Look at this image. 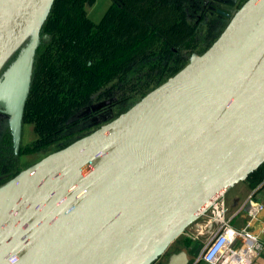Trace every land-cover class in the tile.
I'll return each mask as SVG.
<instances>
[{"label":"water","instance_id":"95a60500","mask_svg":"<svg viewBox=\"0 0 264 264\" xmlns=\"http://www.w3.org/2000/svg\"><path fill=\"white\" fill-rule=\"evenodd\" d=\"M53 1L0 0V71L21 48L1 86L16 148ZM213 9L231 20L203 54L1 191L0 264H191L186 250L158 260L264 162V0Z\"/></svg>","mask_w":264,"mask_h":264},{"label":"trees","instance_id":"16d2710c","mask_svg":"<svg viewBox=\"0 0 264 264\" xmlns=\"http://www.w3.org/2000/svg\"><path fill=\"white\" fill-rule=\"evenodd\" d=\"M93 1L54 0L41 28L48 36L38 47L25 106V117L42 136L40 147L77 136L94 119L100 121L95 112L106 102L94 101L102 96L109 102L120 99V64L145 66L154 60L158 67L136 76L128 96L143 97L180 70L181 54L172 49L175 36L170 32L182 18L184 23L188 19L185 0H115L99 21L87 13L86 4ZM182 45L198 47L189 38ZM4 143L7 151L14 150L10 136ZM262 166L253 185L263 177Z\"/></svg>","mask_w":264,"mask_h":264},{"label":"rangeland","instance_id":"374dc122","mask_svg":"<svg viewBox=\"0 0 264 264\" xmlns=\"http://www.w3.org/2000/svg\"><path fill=\"white\" fill-rule=\"evenodd\" d=\"M245 1L246 0H242L240 6H242V4ZM94 2H98V3H96L97 5L93 8L92 6L95 4ZM107 2L109 4V0H94L92 3H87L86 4L87 13L88 14L91 13L93 18L98 21V19L105 11L106 5L108 6ZM236 10L237 9H235L233 13H235ZM199 12L200 10H196L193 13H190V15L185 14L186 17L188 18L186 22L184 23L182 18L180 20V23L176 25L177 26L176 29L174 28L175 31L170 32L171 36H175V40L172 41V43H174L172 49L178 50L181 54V61L178 62V64H180L179 67L180 69H182L187 63H189L193 57L203 54L215 41L217 32L223 31L231 20V17L228 18L226 17L225 19L221 20L216 15H214V20L219 21L216 22V25L219 26L218 28L212 26L207 21H204V19L200 20V23H196V21H198L197 15ZM209 17L212 18V16L210 15ZM187 23H189L190 25ZM41 36H42L41 43H44L45 41L43 42L42 40L47 39L48 34L46 32L44 34L41 33ZM186 38H189L190 41L196 44L198 47L183 46L182 45L183 39ZM38 47L36 50V56L38 52ZM157 68L158 67L154 60H152L148 64H145V66L141 62H135V63L125 62L122 63V67L120 64V67H118V69H119V73L122 74V82H123V87L120 93L121 94L120 99L118 101L109 102L107 96H102L101 98H99V100H95L94 103L97 104L101 102H106L104 106H101L99 109L97 108V111L95 112L97 116L101 114V116L98 117L100 118V121L99 119H94L92 123L93 126L81 132L77 136L74 135L71 138H64L61 140L57 139V141L49 142L47 143V145H42V147H40L39 144L42 141L41 140L42 136H39V134L37 133L35 123L32 120H29L28 118L25 117V108H24L22 131H21L19 146L18 148H16L14 118L9 120L7 123H5V127H10V129L13 132V138L15 140L14 143L15 149L10 153L5 152L4 155L0 154V193L12 180L17 178L21 173H23L27 168H29V166L38 162L48 154L56 150L62 149L65 146L74 142L75 140L83 137L84 135L91 133L101 125L116 118L121 113L125 112L135 103H137L142 97L138 95L128 96V92L131 90L133 91L135 88L134 82L136 76L141 75L142 72L144 71L154 72L156 71ZM6 69L8 68L4 67V69L0 73V84L2 83L3 71L5 72ZM129 79L132 80L131 83H129ZM7 87L8 89H10L11 84H8ZM0 129H2V126H0Z\"/></svg>","mask_w":264,"mask_h":264},{"label":"built area","instance_id":"2783aa9c","mask_svg":"<svg viewBox=\"0 0 264 264\" xmlns=\"http://www.w3.org/2000/svg\"><path fill=\"white\" fill-rule=\"evenodd\" d=\"M264 203L250 194L239 210L245 209L249 223L258 218ZM228 214L225 191L214 197L202 215L188 227L189 233L203 242V258L214 264H252L264 249V242L248 230L236 228Z\"/></svg>","mask_w":264,"mask_h":264},{"label":"crops","instance_id":"0c3cea01","mask_svg":"<svg viewBox=\"0 0 264 264\" xmlns=\"http://www.w3.org/2000/svg\"><path fill=\"white\" fill-rule=\"evenodd\" d=\"M94 3L95 4L92 6L93 8L97 5L96 3H98V2H94ZM110 3H111V0H109V4L107 2L108 6L106 5V7H105L106 9L109 7ZM192 4H193L192 0H185L183 3L184 10H185L186 14H188V15H189V12L192 13V8H193ZM106 9H105V11H106ZM105 11L101 15V17L98 19V21L103 17ZM88 15L93 20L97 21L96 19L93 18L91 13H89ZM20 49L21 48H19L9 58V60L3 66L2 70L4 69V67L9 68L10 66H12L13 62L17 59V57L19 55ZM1 71H0V73H1ZM6 71H7V69L5 70V72L3 71L2 83L0 84V107L3 108L5 113L11 119H13L14 118V114H13L14 113L13 112L14 104L13 105H11V103L7 104L5 97H4L6 94L1 93V86L7 78ZM6 96L9 97L10 95L8 94ZM9 99L11 102L12 99L11 98H9ZM262 165L263 166L261 167V169L264 171V162L262 163ZM258 170H259V167L256 170H254L253 172H251L250 174H248V176H246L244 179L235 183L231 188H229L227 191H225V195H226V204L228 207V214L230 216H232L231 222L234 225V227L242 228V227L248 226V230L252 234L257 235V237L260 241L264 242V208L259 213L258 218L253 220L251 222V224L249 223L250 216H249L248 212L245 209L239 210L240 207L243 205V203L246 201V199L248 198V196L250 194H253V196L256 200L264 203V173H263V177L255 185L252 184V181L256 178V176L258 174V172H257ZM247 178H248V180H247ZM193 223L189 224L188 227L190 225H192ZM188 227L184 230V232H182L175 239V241L168 247L167 250H170L171 254L172 253H178L182 250L188 251L189 256L191 257V260H192L191 264H214V263L206 261L203 258V242L198 238H194L189 233ZM161 258H162V256L159 258L158 261H160ZM165 258H166V256H165ZM165 261H163V262H165ZM149 264H158V263H156V261H155V262L149 263ZM252 264H264V249L261 250V252L259 253L258 256H256V258Z\"/></svg>","mask_w":264,"mask_h":264},{"label":"flooded vegetation","instance_id":"af4514ba","mask_svg":"<svg viewBox=\"0 0 264 264\" xmlns=\"http://www.w3.org/2000/svg\"><path fill=\"white\" fill-rule=\"evenodd\" d=\"M114 1L115 0H111V3L109 5V7L106 9V11L112 6ZM192 2H193L192 13L196 10H200V12L197 15L198 21H196V23H200V20L204 19V21H207L212 26H215L218 28L219 26L216 25V22H219V21L214 20V15H216L221 20L225 19L226 17L228 18L230 16L224 14L223 12L217 11V9H213V6H216L217 8H222L226 12L233 14L235 9H237L240 6V3L242 2V0H237V4L235 6H229L225 3H220V2H213L212 0H208L207 3H204V0H192ZM119 5H120V3H119ZM189 15H190V12H189ZM209 15L212 16V18H210ZM0 112H1V114H0V126H2V129H0V153H1V155H4L5 152H9V151H7L8 146L5 145V143H4L5 139L8 140L9 136H10V138L13 139V148L15 147V145H14L15 140L13 138V135H12L13 132L10 129V127H5V123H7L9 120H11V118L5 113V111L3 110L2 107H0ZM5 149H6V151H5ZM170 254H171L170 250H167L159 262L163 263V261H165L166 258ZM165 256H166V258H165Z\"/></svg>","mask_w":264,"mask_h":264}]
</instances>
